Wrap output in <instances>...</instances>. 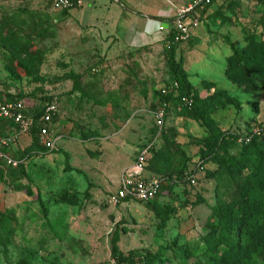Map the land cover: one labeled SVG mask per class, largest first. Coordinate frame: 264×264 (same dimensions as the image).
Segmentation results:
<instances>
[{"label": "rangeland", "instance_id": "obj_1", "mask_svg": "<svg viewBox=\"0 0 264 264\" xmlns=\"http://www.w3.org/2000/svg\"><path fill=\"white\" fill-rule=\"evenodd\" d=\"M52 5L0 0V98H19L25 109L45 98L58 106L48 138L54 148H28L25 132L3 150L13 163L0 158V264H212L203 252L214 242L209 225L218 204L241 201L244 173L206 163L194 185L183 182V163L195 170L211 132L157 92L170 83L173 46L203 106L217 91L238 101H210L209 117L224 134L217 156L238 155L245 137L264 156V89L244 93L225 75L234 49L264 42V0H219L187 41L128 52L107 48ZM12 130L0 121V139ZM149 144L164 178L155 205H113L123 170ZM251 256L264 264V250Z\"/></svg>", "mask_w": 264, "mask_h": 264}, {"label": "trees", "instance_id": "obj_2", "mask_svg": "<svg viewBox=\"0 0 264 264\" xmlns=\"http://www.w3.org/2000/svg\"><path fill=\"white\" fill-rule=\"evenodd\" d=\"M209 6L202 10L201 15ZM67 12L68 10L62 11L65 14ZM174 37V32L170 29L165 39L170 42ZM168 47L170 83L168 88L159 89L158 95L164 103H168L172 98L176 106L189 112H195V118L211 132V138L200 152L201 160L199 162L203 169H205L206 163H212L230 173H244L242 182L238 185L241 201L229 205H217L219 219L209 225L211 239L213 238L214 242L213 245H205L203 252L212 264H256L253 262L251 254L264 250V199L258 197L260 193L264 195V156L261 152L254 151V148H249L253 140L246 144L243 143L244 147L236 156L228 158L217 156L216 151L222 144L221 140H223L224 134L209 117L215 107H210V101L213 99L223 100L224 105L231 106H237L238 101L226 98L224 95L220 96L221 91H217L206 99L207 106H203L197 93L191 90L187 73L183 69V57L180 55L176 60L173 46ZM225 75L244 93L253 94L264 89V42H260L256 46L247 45L239 50L234 49L227 59ZM4 97L8 101H20L19 98L13 99L8 95ZM188 97L193 100L191 107H187L183 100ZM41 101L33 108L25 109V114L32 120L27 131L31 136V145L28 148L34 147L40 152H46L47 148L44 147L39 135V118L43 114L45 105L52 101L46 100V98ZM0 121L15 129L13 124L1 119ZM156 155L157 153L152 149L148 150L145 169L150 173L149 175L164 181L163 176L160 175L161 170L154 168L150 161ZM188 172H191L190 168L186 166V163H183L180 170L183 182L188 183L186 180ZM30 195L32 194L30 193ZM155 200L156 198L147 203L155 205ZM157 206L159 207L158 204Z\"/></svg>", "mask_w": 264, "mask_h": 264}, {"label": "built area", "instance_id": "obj_3", "mask_svg": "<svg viewBox=\"0 0 264 264\" xmlns=\"http://www.w3.org/2000/svg\"><path fill=\"white\" fill-rule=\"evenodd\" d=\"M216 0H191L186 5L179 6L174 11L171 30L174 32V39L179 41H187L192 32L198 29L203 22L204 15H201L202 10ZM53 8L57 11L70 10L75 7V0H52ZM164 92V90H162ZM187 107H191L192 98L183 99ZM58 111L56 102H50L45 105L43 114L39 118L40 127L39 135L45 138L43 142L47 149L54 148V142L48 140L50 136V127L53 122V117ZM0 119L10 124H13L17 131L12 132L0 139V158L5 160L7 164H12L11 157L3 152L14 145L21 133L28 131L32 120L25 114V106L21 101H8L5 98H0ZM153 119L157 129L160 131L163 126V113L157 111L153 113ZM250 141L249 137L243 138L244 144ZM151 149V144L142 148L137 154L134 162L126 167L119 180L117 191L109 198L113 205L122 202L137 201L147 203L153 201L162 189V181L155 176L144 175L147 165L148 150ZM201 162L197 163L195 170L188 172L186 180L188 184L194 185L197 182V173L203 172Z\"/></svg>", "mask_w": 264, "mask_h": 264}, {"label": "crops", "instance_id": "obj_4", "mask_svg": "<svg viewBox=\"0 0 264 264\" xmlns=\"http://www.w3.org/2000/svg\"><path fill=\"white\" fill-rule=\"evenodd\" d=\"M190 1L75 0V7L66 16L97 34L112 51H138L165 39L175 9ZM143 174L152 176L146 169Z\"/></svg>", "mask_w": 264, "mask_h": 264}, {"label": "water", "instance_id": "obj_5", "mask_svg": "<svg viewBox=\"0 0 264 264\" xmlns=\"http://www.w3.org/2000/svg\"><path fill=\"white\" fill-rule=\"evenodd\" d=\"M162 27L165 28V27H167V25H166V26L164 25V26H162Z\"/></svg>", "mask_w": 264, "mask_h": 264}]
</instances>
